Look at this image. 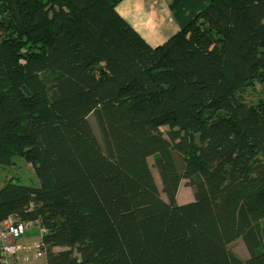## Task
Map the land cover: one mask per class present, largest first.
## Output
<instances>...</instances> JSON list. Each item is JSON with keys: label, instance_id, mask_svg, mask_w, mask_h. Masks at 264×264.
<instances>
[{"label": "trees", "instance_id": "obj_1", "mask_svg": "<svg viewBox=\"0 0 264 264\" xmlns=\"http://www.w3.org/2000/svg\"><path fill=\"white\" fill-rule=\"evenodd\" d=\"M121 1L0 0V167L39 181L0 223L39 221L46 264H264V102L237 95L264 89V0H171L157 47Z\"/></svg>", "mask_w": 264, "mask_h": 264}, {"label": "crops", "instance_id": "obj_2", "mask_svg": "<svg viewBox=\"0 0 264 264\" xmlns=\"http://www.w3.org/2000/svg\"><path fill=\"white\" fill-rule=\"evenodd\" d=\"M170 3L171 0H123L117 5L116 12L150 47H157L179 31L169 7ZM192 200L193 198L176 203L183 205ZM38 239V232L33 229L19 242L30 243ZM31 264H46V262L43 257Z\"/></svg>", "mask_w": 264, "mask_h": 264}, {"label": "rangeland", "instance_id": "obj_3", "mask_svg": "<svg viewBox=\"0 0 264 264\" xmlns=\"http://www.w3.org/2000/svg\"><path fill=\"white\" fill-rule=\"evenodd\" d=\"M238 97L248 106L258 107L264 102V89L257 81H253L244 85L241 90L237 92ZM89 122L94 130V133L101 143V136L93 115L89 117ZM166 128L161 130L164 132ZM12 165L9 167H0V188L8 181L25 185L29 187H39V181L30 164L26 163L20 157H14L12 159ZM148 164L151 168L154 180L161 190V183L156 169L153 167V157L148 158ZM161 197L165 199V196L161 194ZM193 198V189L187 185L185 180H182L178 189V200L181 202L184 200H191ZM228 249L238 256L241 260L248 258V253L245 249L243 242L239 239L229 244Z\"/></svg>", "mask_w": 264, "mask_h": 264}, {"label": "built area", "instance_id": "obj_4", "mask_svg": "<svg viewBox=\"0 0 264 264\" xmlns=\"http://www.w3.org/2000/svg\"><path fill=\"white\" fill-rule=\"evenodd\" d=\"M35 229L39 239L30 242H19L21 238ZM46 233L39 221H22L10 218L0 223V264H31L44 257V246L40 238Z\"/></svg>", "mask_w": 264, "mask_h": 264}]
</instances>
